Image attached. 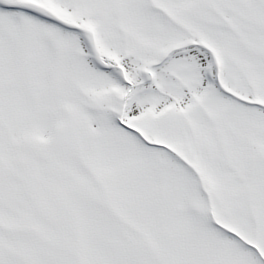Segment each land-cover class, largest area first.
I'll use <instances>...</instances> for the list:
<instances>
[{
	"label": "snow or ice",
	"instance_id": "1",
	"mask_svg": "<svg viewBox=\"0 0 264 264\" xmlns=\"http://www.w3.org/2000/svg\"><path fill=\"white\" fill-rule=\"evenodd\" d=\"M0 264H264V0H0Z\"/></svg>",
	"mask_w": 264,
	"mask_h": 264
}]
</instances>
